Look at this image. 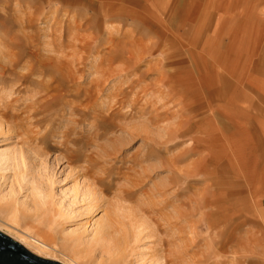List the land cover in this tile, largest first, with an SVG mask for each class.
Returning a JSON list of instances; mask_svg holds the SVG:
<instances>
[{
    "label": "rangeland",
    "instance_id": "374dc122",
    "mask_svg": "<svg viewBox=\"0 0 264 264\" xmlns=\"http://www.w3.org/2000/svg\"><path fill=\"white\" fill-rule=\"evenodd\" d=\"M136 1L140 5L126 3L120 7L117 0H98V5L88 8L78 0H0V231L33 255L59 264H264L263 205L259 210L247 205L240 226L234 218L226 220L231 229L219 245L221 256L215 257L208 238L216 230L207 227L213 218L206 220L202 210L197 209L191 214L188 206L194 205L189 194L203 184L188 191L184 181L172 182V169L155 167L158 161L148 159L144 162L148 169L144 170L149 178L143 186L131 187L120 179L101 191L98 178L104 174L102 169H113L117 177V173L127 172L132 166L128 161L139 151L142 156L163 148V155L171 157L184 153L191 145L189 137L175 140L171 136L183 122L184 112L177 96L168 95L164 87L159 89L155 83L157 70L151 69L163 57L160 51L170 49V40L160 28L168 24L169 18L163 13L160 19L158 12L163 3L171 4L173 0ZM206 11L223 15L211 23L210 33L224 44L213 46L209 39L200 45V38L198 56L214 54L216 66L228 67L246 80L252 76L264 97V0H194L187 20L204 22ZM172 30L170 26L169 32ZM200 31L203 36L207 29ZM120 44H126L130 54L125 50L115 55L113 50ZM142 56L145 58L139 61L137 57ZM113 57L116 60L112 61ZM58 59L67 71L79 70L76 83L81 89L94 83L96 86L104 71L109 80L103 85L99 103L109 105L113 95H125L130 105L125 110L132 115L121 122L137 130L147 118L146 130L151 136L147 135V142L138 137L118 157L108 158L119 145L117 138L127 137V133L113 128V134L99 138L98 127L90 116L76 123L68 108L60 112V107L48 104L50 90L43 87L56 73L52 62ZM253 60L257 61L256 69ZM101 61V65L106 64L102 69ZM27 63L35 65L34 71L41 67L39 72L46 73L47 78H39V72L30 74ZM44 63L51 64L48 70ZM140 106L147 109L144 120L136 114ZM149 121L158 123L154 127ZM65 133L76 143L70 142ZM161 139L164 147L155 142ZM186 160L179 166L191 162ZM150 164L153 167L149 169ZM126 188L133 193L126 195ZM161 188L163 192L155 191ZM218 192L222 191L211 189L210 198ZM173 206L183 214L175 233L170 225L176 216ZM216 208L209 205L204 212ZM101 225L115 226L121 244L105 247L98 243L94 251L95 234ZM174 238L176 242L170 244ZM35 240L47 248L41 250Z\"/></svg>",
    "mask_w": 264,
    "mask_h": 264
},
{
    "label": "bare ground",
    "instance_id": "6f19581e",
    "mask_svg": "<svg viewBox=\"0 0 264 264\" xmlns=\"http://www.w3.org/2000/svg\"><path fill=\"white\" fill-rule=\"evenodd\" d=\"M72 1L76 2V0H72ZM78 1L83 6H87L88 8L95 7L96 4L98 5V0H78ZM117 1L121 3V5H119L120 7H123L125 3H133L136 5H140V1H136V0H117ZM164 5L166 6L163 8ZM193 6H194L193 0H173L171 4L163 3V5H161L160 9L162 8V11L158 12L159 18L161 17V15H163V13L166 16L167 15L170 16L173 10L178 8V12L175 15L176 19L171 20L172 24L171 25L167 24L162 31L163 35H165V38L174 37L178 41H183L184 37H189L190 35L193 36L195 34L192 31V25L193 24L195 25V23L197 22H195L193 19L187 20V15L190 12L191 8L193 9ZM222 16L223 15L217 11L213 12L212 22L216 18L218 20L221 19ZM152 17H155V16H152ZM170 26H173V30L171 32H169ZM211 29H212V26L209 28L208 31L205 32L208 38H213L212 33H210V31H212L213 29L212 30ZM108 34L110 35V33ZM214 43H217L220 45L223 44L221 38L219 39L217 38V41H215ZM155 47H157V45ZM127 48L128 47L126 44H123V46H121L120 44L117 47V49L113 50V52L116 55L119 53H123L126 50L128 54H130V49L128 50ZM142 58H145V56L137 57L138 60ZM189 58L190 59L187 62L183 63L184 66L182 67V69H185V70L190 69L189 71H187L186 75L177 77L175 78L174 81H172V79L169 77L170 74L168 75V73H164L162 76L159 74V76L156 77L158 82H155L157 83V85L159 84V89H162L163 87L166 89V87H168V91H169L168 95L170 96L173 94L175 96L176 92H179V94H181L179 95L180 98H178V102L180 104L181 110L184 112L183 116L179 114L181 117H183V122L181 124L179 122H176V123H179V125L177 124L178 126H176L175 129L172 130V133L171 132L170 133H171V136L175 138V140L177 139L180 140L182 139L181 137H183L184 139L189 137L190 142H191L189 149L184 151V153H179V154L175 153L171 157H166L163 155V148L161 149L159 148L158 151L153 149L152 151L145 152L143 153L142 156H141L142 152L139 151V153L135 157H133L131 160L128 161L131 163L132 166H129L127 168V172H123V173L119 172L117 173L118 176L116 177L115 176L116 174H115L114 175L115 177H114L113 169H108V171L106 169L105 170L102 169V171H104V174L103 173L101 174L102 177L99 176L98 183L101 185V191H105L110 186H112V183L114 182V180H120V179H122V181H126V183L131 185V187L132 186L133 187L143 186L145 181L149 178V176L146 174L144 170L147 168L144 162L145 161L147 162V160L149 159V160L158 161L156 162V164L157 163L158 164L155 167L172 169V172H173L172 182L177 183V182L184 181V184L185 183L187 184L186 190L188 191L192 190L191 188L194 185L197 186L200 183L203 184V187L200 188V190L191 192V194H189L190 201H191L190 203L192 204L194 203V205H190V204L188 205L189 211L192 214V211H194L195 209L200 210V211L202 210V214H204V216L206 217V220L209 221V218L210 219L213 218V222H208L207 227H208V230L209 228H212V229H215L216 232L214 233V236H210V238H208V246H209L210 251H212L215 257H220L221 255L219 254V251L221 252L222 250L221 248H219V245H221V240L224 236H226L225 234L227 233V231L231 229V225H226V220L228 218H234L238 220V225L240 226L244 223V217L246 216L245 213L247 212L248 207L249 208L258 207V210H259L260 206L258 202L259 191L255 189V185L259 177L258 172H257L258 168L256 166L258 165V161H257L258 156H257V153H255L256 151L254 150L256 147L252 141H250L249 143L246 142L247 139H246L245 129L241 128L242 125H240L239 123H237L236 126L234 125V129L241 128V130L236 134V136L231 137L234 142L230 143V138L225 133L226 131L231 130L232 127L227 122L225 110L218 107V105L222 104L223 102L228 103V101L235 100V99H239V100L245 99L246 98L245 96H239L238 98H236L235 92L238 90L239 91L249 90L250 93H254L256 89L258 88L259 84L258 82L254 81V78H252V76L251 78H248L246 80L244 76L237 74V76L235 77V80H237L243 85L240 84L238 85V87H233L232 90H230L229 81L226 76L227 73L225 71V70H229L227 69L228 67L221 66L219 64H217L216 66V64L213 63L214 62L213 58L212 59L211 58L210 59L192 58V57H189ZM114 59L115 57H113L112 61H114ZM125 60H126V57H125ZM135 60H136V57H135ZM103 62L104 61H101L99 64L100 69H102L101 67L106 65V64L101 65L103 64ZM26 65H27V69L29 70L30 74L31 73L34 74L35 72L38 73L41 68L39 67L37 71H34V66H35L34 64L27 63ZM50 65L51 64L49 63L48 64L44 63L43 66H45L48 70ZM52 65H55L53 70H55L54 72L56 73L53 74L49 70V72L52 73V76L50 78L48 77V80L45 86L43 87L45 88L44 90H47V91L50 90L49 91L50 96H48L50 97V99L48 98L49 100L47 101L49 102L48 104H50L51 106L56 105V107H60L61 108L60 112H66L67 111L66 108H68L71 116L73 115L72 117L73 118L75 117L76 123H79L81 119H83L84 117L90 116L96 123L95 125H97L98 127V137L99 138L100 137L103 138L104 136H107L110 133H112L111 131L113 130V128L120 129V131H122L123 133L125 132L128 134L127 137L120 138L119 136V138H117L116 141L119 142V145L115 147L116 149H113V151L109 153L108 158L118 157L117 154H121L123 149L129 146L132 140L138 137H141V139L143 138L145 142H147L146 141L147 135L150 134V132L146 130L148 119L147 118L145 120L143 119L144 117H146L147 109L140 106L139 112L136 113L134 111L139 116V117L138 116L136 117L146 121V122L141 121L140 125L137 126V130H134L132 125L121 122L122 118H126L132 115L131 113L126 111L127 108L128 109L130 108V105L126 102L125 95H119V94L113 95L112 102L109 105L105 104V102L103 104L99 103L100 97H101L100 94L104 91L103 85L109 80L108 79L109 76H107L106 74H103L104 71L102 72L100 76H98V82L96 83V86L94 83V86H90V88L81 89V87L76 83L78 79L77 73L79 72L78 68H77L78 71H75V69L71 71L70 70L67 71L64 68L66 67L64 62L59 59L56 60L54 63L52 62ZM128 66L131 67L130 65ZM160 67H161V64H157L156 66L153 65L151 69H156L158 73ZM62 70H64V72ZM42 73L39 72L38 74L39 78L40 77L47 78L46 73L45 75H43ZM146 74L148 75V73ZM135 75L137 76L138 74H135ZM156 79L154 78L153 80H156ZM139 81L140 80H138V82ZM73 83L74 85L76 84L77 85L74 86L72 85ZM142 89H144V87ZM130 90H128V92ZM157 90H158V87H157ZM133 99L136 100V98H133ZM97 100H98V107H97ZM130 101H133V100H130ZM137 101L140 102L139 99ZM131 103L134 104L135 102L133 101ZM142 103H143V100H142ZM157 116L160 119V116L159 115ZM154 121H155V118H154ZM150 122L151 121H149L148 123ZM154 123L156 124L158 122H153V123L151 122V125L154 126L155 125ZM65 136L70 142L76 143V140L74 139L71 140V138H69L68 135H66V133H65ZM174 138H171V139H173L174 141ZM207 139H209L211 142H207ZM159 140L155 142L156 144L158 143L157 144L158 146L159 145L162 146L163 144L161 143L162 139L161 141ZM213 140H215V142H213ZM225 141L229 143L227 145L228 150L234 149L235 151H239V154L236 157L231 158L229 156L223 155L224 149H225L224 148ZM171 143L172 142H169V144ZM208 145L210 146L208 147ZM149 148L150 147H148V149ZM245 149L249 150L247 155H245L246 153ZM203 150H204V153L201 156L200 153ZM216 150H219V152H217ZM71 152L73 153L74 151H70V153ZM186 159L191 160V162L184 167H180L179 166L180 163L182 164V162H185L184 160ZM150 166L151 164L148 166L149 169H150ZM221 187H222V190H221ZM227 188L231 189V191L226 192L225 189ZM211 189H215V190L217 189L218 191H222V192L214 193L213 198H210ZM155 191H157L158 193L163 192V188L156 189ZM132 193L133 191L131 189L126 188L125 190L126 195L127 194L130 195ZM194 195H196V197ZM209 205H216L217 208L215 209V211L204 212V209L205 208L207 209ZM247 205L249 206L246 207ZM173 208H174L173 211L175 212L176 216H173L172 217L173 219L171 218L172 220H175V221L171 222L170 225H172L171 226L173 227L172 229H175V231L173 230L175 233L177 229V225H178L177 222L179 218L183 216V214L181 215V213L179 212V208L177 206L175 207L173 206ZM104 226L102 225L99 226V229H98L99 231L97 230L95 234V238H94L95 243L93 244L94 251H95V248H97L96 246L98 245V243H101L105 247L111 244H115V245L121 244V235L120 237L117 236L119 234V232L117 231L118 229L117 230L114 229L115 226L113 227V225H109V226L107 225L105 226L106 228ZM193 234L195 233L193 232ZM176 239L177 238H174L173 240H171L170 244L175 243ZM34 243L40 249L42 248L43 251L45 248H47L45 244H43V242L41 241L39 242L35 240ZM237 258H236V262H237Z\"/></svg>",
    "mask_w": 264,
    "mask_h": 264
},
{
    "label": "crops",
    "instance_id": "0c3cea01",
    "mask_svg": "<svg viewBox=\"0 0 264 264\" xmlns=\"http://www.w3.org/2000/svg\"><path fill=\"white\" fill-rule=\"evenodd\" d=\"M177 12H178V8L174 9L170 16L167 15V17L169 18L168 19L169 25L172 24L171 20L176 19L175 15L177 14ZM206 12H207L206 13L207 16L204 22L201 21L200 23H198V20H197V23H195V25L194 24L192 25V31L195 33L193 36L190 35L189 37H184L183 41H178L174 37L173 38L166 37V39L170 40L169 45L170 44L171 45L168 51H165L164 49L160 51L163 57L154 64V66H156L157 64H161V67L159 69L157 76H159V74L162 76L164 73H168V75L170 74L169 77L172 79V81H174L175 78L186 75L187 71L190 70V69L189 70L182 69V67L184 66L183 63L187 62L190 59L189 57L205 58V59L214 58L215 56L214 54H206L204 57L198 56V54L196 53V48L199 45L200 38H201L200 45H204L207 42V40L212 39L213 46L216 45V46L223 47L224 43L222 45L214 43L215 42L214 38H208L205 33L203 36H201L202 35V31H200L201 28H205L208 31L209 28L213 25L211 24L212 18H213L212 14L209 13L211 14V16H209L208 11ZM144 15L146 16V14ZM214 20H218V19L216 18ZM160 26H161L160 27L161 31H163L165 26L163 25H160ZM216 50H219V49H216ZM253 61H254L253 68L256 69L257 61L256 60H253ZM225 71L227 73L226 76L229 81L230 90H232L233 87H238V85H240L241 83L235 80V77L237 76V74L232 72L233 70H230V71L225 70ZM166 91L167 93H169L168 87H166ZM179 95H181L179 94V92L175 93V96H177L178 98H180ZM235 96L236 98H238L239 96H245L246 98L241 99V100L235 99V100L228 101V103L223 102L222 104L218 105V107L225 110L227 122L232 127V129L229 131H226L225 134L229 136L230 143H233L234 141L232 140L231 137L236 136V134L241 130V128H243L245 129V133H246V139H247L246 142L249 143L250 141H252L254 143L256 147L254 150L256 151L255 153H257V156H258V159H257L258 165L256 166L258 168L257 172L259 175V177L257 175L258 181L255 185V189L259 191V195H258L259 206H262V205L264 206V201H263L264 200V97L259 91V85L254 93H250L249 90H245V91L238 90L235 92ZM237 123L242 125L240 129L238 128L234 129V125L236 126ZM207 142H211V141L207 139ZM213 142H215V140H213ZM228 144L229 143H227L226 141L224 142L225 149H224L223 155L229 156L231 158L236 157L239 154V151H235L234 149L228 150L227 149ZM209 146L210 145H208V147ZM216 151L219 152V150H216ZM245 152H246L245 155H247L249 150L245 149ZM203 153H204V150L201 151L200 155L202 156ZM263 211H264V208H262V213L264 215Z\"/></svg>",
    "mask_w": 264,
    "mask_h": 264
},
{
    "label": "water",
    "instance_id": "95a60500",
    "mask_svg": "<svg viewBox=\"0 0 264 264\" xmlns=\"http://www.w3.org/2000/svg\"><path fill=\"white\" fill-rule=\"evenodd\" d=\"M0 264H59L46 261L0 231Z\"/></svg>",
    "mask_w": 264,
    "mask_h": 264
}]
</instances>
